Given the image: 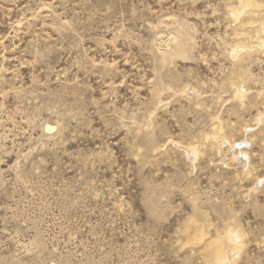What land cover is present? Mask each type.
<instances>
[{
    "label": "rangeland",
    "instance_id": "obj_1",
    "mask_svg": "<svg viewBox=\"0 0 264 264\" xmlns=\"http://www.w3.org/2000/svg\"><path fill=\"white\" fill-rule=\"evenodd\" d=\"M238 5L0 0V264H208L226 225L227 264H264V8Z\"/></svg>",
    "mask_w": 264,
    "mask_h": 264
},
{
    "label": "bare ground",
    "instance_id": "obj_2",
    "mask_svg": "<svg viewBox=\"0 0 264 264\" xmlns=\"http://www.w3.org/2000/svg\"><path fill=\"white\" fill-rule=\"evenodd\" d=\"M237 1L239 3L238 7H232L231 10L229 11V14H230V16H232L233 21L238 22V23H240L242 21L243 16H246L248 13H252L254 11H261L262 8H264L263 4L259 3L257 0H237ZM262 18H263V20H258V23L256 25V29L259 31L258 32V36H257L258 41L257 40L256 41H257L258 46L260 47V49L261 48L263 49V47H264V12L262 14ZM254 21H256V20H254ZM254 21H252L253 24H254ZM247 23H249V22H247ZM243 25L244 24H241V26H243ZM245 36L243 37L244 39L247 37V36L246 37ZM235 37H236V35H235ZM248 43H251V42L249 41ZM179 46L182 47L183 45L181 44ZM244 48L245 47L244 46H240V44H239V46H236V48L234 49V53H233L232 57L239 58V59L241 57H243L242 53L245 50ZM178 49H176L175 51H177ZM176 53H178V51ZM239 84H241V83H239ZM245 90H246V88H244L243 85L235 86V94H236V96H239L241 98L242 94L244 93ZM196 93H198V91ZM47 128L50 129L49 126ZM220 133H222V132H220ZM217 139L218 138L216 137V140ZM224 139H225V137H224ZM217 141H215V142L217 143ZM238 239H239V237H238L237 232L229 229L228 225H226L224 237L215 238L214 240H212L209 243V245H208V247L206 249V252H208V255H209L208 259H207L208 264H227L229 261L234 260V257L237 255V252H238V243H237ZM227 242H229L231 244L226 245Z\"/></svg>",
    "mask_w": 264,
    "mask_h": 264
}]
</instances>
